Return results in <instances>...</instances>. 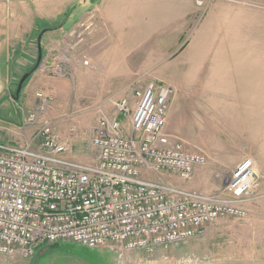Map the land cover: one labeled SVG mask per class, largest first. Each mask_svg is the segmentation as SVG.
Returning <instances> with one entry per match:
<instances>
[{
	"label": "rangeland",
	"instance_id": "1",
	"mask_svg": "<svg viewBox=\"0 0 264 264\" xmlns=\"http://www.w3.org/2000/svg\"><path fill=\"white\" fill-rule=\"evenodd\" d=\"M4 2L7 6L5 27L11 29L14 23L20 27L16 32L6 29L0 35V42L33 43L36 48L34 61L38 55V40L49 24L61 26L65 23V28L69 29L71 24L79 22L71 34L57 30L46 40L48 57L54 63L49 72L51 82L38 77L31 92L21 99L13 98L18 84L8 91L7 99L0 97V143L26 144L35 135L42 119L47 118L54 121L57 132L67 140L66 156L91 164L95 160L91 132L96 125L97 107L103 105L116 115L111 99L131 97L138 85L165 77L179 88L167 130L190 142L191 148L196 145L203 149L208 162L199 166L190 180L155 173L149 178L182 189L214 193L225 186L231 171L241 160L253 157L257 163L259 187L256 195L259 198L248 206L246 218L210 225L201 237L174 246L165 255L159 253L149 257L148 264H264V113H242L241 99L226 97L223 91H218V95L189 99L192 83L180 80L182 76L178 73L165 72L172 63L168 59L172 61L182 50L178 49L181 44L184 47L192 40L193 54L199 61L205 58L208 62L206 68L212 75L211 84L225 90L244 78H264V0H214L204 6H198L194 0L192 11L197 18L189 29H183L185 34L180 32L178 22L189 10V0H94L89 9L91 13L71 22L63 13L65 0H0ZM221 3L248 13L247 18L240 19L244 20L241 30L235 33L232 25L228 28L220 25L221 12L213 8ZM50 9H55L56 13L38 16L41 10ZM29 12L33 14L27 19H18ZM61 12L63 14H59ZM35 24L40 26V31L30 34L28 30ZM64 63L75 67L66 77L62 76ZM81 63L86 65L84 68L88 72L84 80H81ZM199 68L201 66L194 65L190 70ZM130 74L134 75L128 81L114 80ZM39 92L49 95L48 106L45 113L31 122L29 115L40 105ZM72 125L77 127L74 135L70 132ZM125 127L130 132L129 121ZM46 247L44 244L38 248L33 258L20 263L15 259L19 256H15L9 263L123 264L118 253L109 247L90 248L75 242L52 243L47 250ZM1 264L6 263L2 261ZM126 264L138 263L129 258Z\"/></svg>",
	"mask_w": 264,
	"mask_h": 264
},
{
	"label": "built area",
	"instance_id": "2",
	"mask_svg": "<svg viewBox=\"0 0 264 264\" xmlns=\"http://www.w3.org/2000/svg\"><path fill=\"white\" fill-rule=\"evenodd\" d=\"M195 1L204 6L214 0ZM176 93L172 84L152 79L131 97L111 99L116 115L99 105L91 164L65 156L69 144L47 118L26 144L0 143V255L28 259L43 243L75 242L109 247L123 264L129 258L148 264L149 257L201 237L210 225L246 218L259 198L253 157L241 160L214 193L149 178L155 173L190 180L208 162L203 149L167 131ZM37 96L31 122L48 106V94ZM76 131L72 125L71 134Z\"/></svg>",
	"mask_w": 264,
	"mask_h": 264
},
{
	"label": "crops",
	"instance_id": "3",
	"mask_svg": "<svg viewBox=\"0 0 264 264\" xmlns=\"http://www.w3.org/2000/svg\"><path fill=\"white\" fill-rule=\"evenodd\" d=\"M189 3H190L188 7L189 10L183 14L182 19H180V21L178 22L179 26L181 27L180 32L181 33L184 32L183 34L186 33V31L185 30L183 31V29L186 27L187 29H189L195 23L196 18H197V16H195L196 13L192 11L195 5L194 0H189ZM64 4L66 6V9H65L66 11H64L63 13L66 14L65 16L66 20L68 21L70 20L71 22L73 19H75L78 16L81 17L82 15L91 13V10L89 9L93 6L94 0H65ZM95 6H98V5L96 4ZM6 7L7 6L5 2L4 4L0 3V35L3 32H5L6 29L10 31L13 30L14 32H16L18 28L20 27L19 25L15 23H14L15 28L11 27V29H8L9 26L5 27V24L7 23L6 21L7 11L4 12V9L6 10ZM215 8L217 9V11L221 12L219 19L221 20L222 23H220V25L225 28H228L229 25H232L233 30H234L233 32L235 33L243 26L244 20L241 21L240 19L243 17L244 18L248 17V13L239 12L236 9L225 6L224 3L217 4L213 9ZM53 12H55V9H50L48 11L41 10L38 16H40L42 13H44V15L46 16H51ZM29 13H25L21 17L19 16L18 19H21V18L27 19V17L33 14L32 12H29ZM63 13L61 12L59 14H63ZM15 17L17 19V15H15ZM232 18H234L235 21L231 22ZM78 22L79 21H76L74 22V24H71V28L69 29L65 28L64 26L65 23L61 26L57 25V23H54V24H49L47 28L43 30L44 34L42 33L43 35L41 39V45H42V50H43L42 62L40 64V67L27 79L28 80L27 84L24 86L21 92L20 99L21 97H24L26 94H29V91L31 92V88L34 86L33 83L34 81L38 80V77L39 79L45 78L47 79V81L50 80L51 82L52 77L50 76L49 72L50 70H52L51 68L54 66V63L53 62L51 63V59L48 57V53H47L48 47L45 45L47 44L46 40L52 38L53 34H55V32H58L57 30H63L64 33L67 32L71 34L73 31V27L76 26ZM209 22L210 20L207 19L206 23H209ZM21 28H23V26H21ZM39 29H40V26L35 24L28 31H30V34L31 33L38 34L40 31ZM28 31H25V32L28 33ZM38 43H39V40H38ZM18 44L19 43L16 44V42L14 41L0 42V97L3 96L6 99L8 97V91H10L11 87H13V85L16 86L19 83L22 76L29 70L30 67H32L36 63V61L38 60V56H39V47L37 46L38 55H37V59L34 61V58H35L34 49L36 48L33 43L28 41L25 43V45H18ZM182 46H183V43L178 48V49L182 48V50L178 53V55L174 59H171L172 61L168 59V61L172 63H170L171 65L165 69V72L166 73H178L180 76H182L180 80L183 79L184 81H190L192 83L191 84L192 89L190 93L187 95L189 99L192 98V96L209 97L213 95H218L217 94L218 91H223L227 93L226 97H229L231 99H241L239 101V104H240L239 107H241L242 113H246V114L264 113V78L262 79L244 78L240 83H233L232 85H230L231 89L223 90V87H218L217 85L211 84L212 75L208 74L209 71L206 68L208 62H206L205 58H202L199 61L198 56H195V54H193L192 40L188 41L184 47ZM82 64L84 63H81V67L79 68H80L81 80H84L85 78L87 79L88 72H86V69L84 68V66L86 65L85 64L82 65ZM194 65H199L201 66V68L195 71H191L190 67ZM62 66L64 69V74L62 75L63 77H66L68 73H70L71 71H74L75 69L74 65L71 63L70 64L64 63ZM133 75L134 74H130L127 77H119L114 80H116L115 82L128 81L131 79L129 77ZM146 75L147 74H145L144 76L146 77ZM160 76L162 77V75ZM162 78H163L162 81L172 84L173 86L176 87V90L178 91L179 88L177 84H175L171 80L166 79L165 77H162ZM50 82H47V84H50ZM176 99H177V93L172 101L169 115L171 114V111L173 110V104H175ZM6 103H8L7 100H6ZM235 103L237 105L238 102L236 101ZM168 121H169V116H168ZM168 121H167V124H168ZM44 244H47L48 246L45 248L46 250L49 249V246H52V244L50 243H43L38 248H41ZM35 254H36V251H35ZM15 259L20 260V263H21L22 262L21 260H24L25 258L16 257ZM9 260L10 258H6L0 255V264L2 261H5L6 264H10Z\"/></svg>",
	"mask_w": 264,
	"mask_h": 264
},
{
	"label": "water",
	"instance_id": "4",
	"mask_svg": "<svg viewBox=\"0 0 264 264\" xmlns=\"http://www.w3.org/2000/svg\"><path fill=\"white\" fill-rule=\"evenodd\" d=\"M41 37L39 38V43H38V47H39V56H38V60L35 63V65L30 68L20 79L18 85H17V89L15 91V93H13V98L15 100H18L20 98V94L21 91L24 87V83L27 81V79L40 67V64L42 62V58H43V50H42V45H41Z\"/></svg>",
	"mask_w": 264,
	"mask_h": 264
},
{
	"label": "trees",
	"instance_id": "5",
	"mask_svg": "<svg viewBox=\"0 0 264 264\" xmlns=\"http://www.w3.org/2000/svg\"><path fill=\"white\" fill-rule=\"evenodd\" d=\"M36 62H37V61H36ZM34 65H35V64H34ZM34 65H33V66H34ZM33 66H32V67H33ZM32 67H30V68H32ZM30 68H29V69H30ZM24 86H25V85H24ZM23 88H24V87H23Z\"/></svg>",
	"mask_w": 264,
	"mask_h": 264
}]
</instances>
